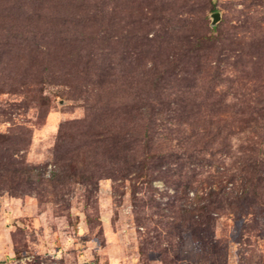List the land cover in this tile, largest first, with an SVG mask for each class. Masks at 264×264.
<instances>
[{
  "label": "rangeland",
  "instance_id": "rangeland-1",
  "mask_svg": "<svg viewBox=\"0 0 264 264\" xmlns=\"http://www.w3.org/2000/svg\"><path fill=\"white\" fill-rule=\"evenodd\" d=\"M263 97L264 0H0V264H264Z\"/></svg>",
  "mask_w": 264,
  "mask_h": 264
},
{
  "label": "trees",
  "instance_id": "trees-1",
  "mask_svg": "<svg viewBox=\"0 0 264 264\" xmlns=\"http://www.w3.org/2000/svg\"><path fill=\"white\" fill-rule=\"evenodd\" d=\"M258 100H260L258 102L262 106L261 109L254 113H245L240 119V128L236 131L232 127L227 128L231 123L228 119H211V124L214 126L209 134L210 142H216L219 138L221 132L219 126L222 122L227 129L224 137L226 142L228 140V145L232 144V138L237 140L236 150L241 155V166H238V176L233 178L243 180L244 194H253L256 189L264 194V177L259 173L264 166V97ZM180 139L184 141L185 136L182 134Z\"/></svg>",
  "mask_w": 264,
  "mask_h": 264
},
{
  "label": "water",
  "instance_id": "water-1",
  "mask_svg": "<svg viewBox=\"0 0 264 264\" xmlns=\"http://www.w3.org/2000/svg\"><path fill=\"white\" fill-rule=\"evenodd\" d=\"M219 13H213L211 14V25H214L219 20ZM3 262V261H0Z\"/></svg>",
  "mask_w": 264,
  "mask_h": 264
}]
</instances>
